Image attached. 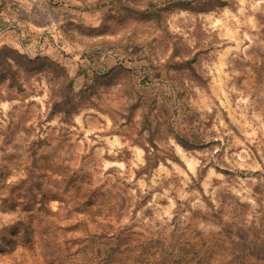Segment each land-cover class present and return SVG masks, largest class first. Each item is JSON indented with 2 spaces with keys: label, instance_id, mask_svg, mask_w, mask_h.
I'll list each match as a JSON object with an SVG mask.
<instances>
[{
  "label": "rangeland",
  "instance_id": "1",
  "mask_svg": "<svg viewBox=\"0 0 264 264\" xmlns=\"http://www.w3.org/2000/svg\"><path fill=\"white\" fill-rule=\"evenodd\" d=\"M219 219L264 255V0H0V264L204 258Z\"/></svg>",
  "mask_w": 264,
  "mask_h": 264
},
{
  "label": "trees",
  "instance_id": "2",
  "mask_svg": "<svg viewBox=\"0 0 264 264\" xmlns=\"http://www.w3.org/2000/svg\"><path fill=\"white\" fill-rule=\"evenodd\" d=\"M200 9L206 12L210 11L212 6ZM184 142L188 147L194 146V144L187 140H184ZM218 225L220 228L215 236L211 237V241L214 242V244L220 245L222 248L220 251L218 250V252L209 249L205 252L204 258H201V247L200 249L195 248V241L193 243H187L186 247H188V251L183 252L182 256H180L179 253L173 255L164 250L156 251L153 254L140 253L129 258L131 259V264H246L247 262L252 264L255 262L257 264H264V255L262 251H259V248H261L263 244H258L256 242V240H258L257 236H254L256 238L255 241H249L247 238L243 239L238 235L236 225L230 222H223L221 219H219ZM101 233L102 234L98 236V238L106 237L107 230L102 228ZM201 234V232L196 231L193 238L200 239ZM116 246V242L111 246H108V244L106 245L107 248L105 249V253L108 255V259L120 248L119 245ZM128 254L129 253H127V255Z\"/></svg>",
  "mask_w": 264,
  "mask_h": 264
}]
</instances>
